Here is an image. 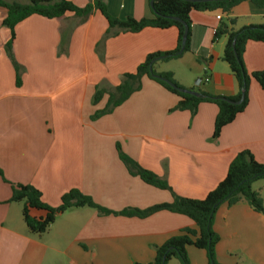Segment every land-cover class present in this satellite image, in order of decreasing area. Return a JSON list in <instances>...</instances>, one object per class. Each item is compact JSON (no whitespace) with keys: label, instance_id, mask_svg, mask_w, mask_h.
<instances>
[{"label":"crops","instance_id":"1","mask_svg":"<svg viewBox=\"0 0 264 264\" xmlns=\"http://www.w3.org/2000/svg\"><path fill=\"white\" fill-rule=\"evenodd\" d=\"M14 0H7L12 2ZM79 7L102 2L119 20L152 18L149 0H70ZM0 8V169L13 184L32 185L53 207L72 189L112 210L147 209L170 203V191L132 176L120 160L117 144L143 168L166 180L180 197L204 199L227 175L241 152L264 163V91L252 80L249 103L234 122L213 139L218 107L202 103L192 116L173 111L179 97L145 77L142 89L111 114L93 120L109 96L94 105L97 87L108 92L134 73L149 54L173 51L178 31L148 28L104 41L108 23L100 12L86 22L68 13L60 19L31 16L15 28L14 56L23 68L22 85L5 46L11 31ZM232 30L264 25V5L247 1L229 15L221 11L190 14L191 50L160 61L158 73H172L188 90L201 88L216 97H234L238 83L222 60L228 36L214 41L222 22ZM65 37L64 47L62 40ZM247 71L264 69V43L249 42L243 56ZM201 80L199 86L195 83ZM209 79L207 82L206 80ZM258 184V185H256ZM264 203V181L253 184ZM12 190L0 177V264H148L155 248L196 225L167 211L146 219L102 216L91 208H72L56 218L45 234L27 228L22 203H8ZM44 218L46 212L31 210ZM220 264H238L234 253L253 250L264 264V215L247 203L223 204L214 218ZM190 264H208L205 250L188 247ZM168 264H180L171 260Z\"/></svg>","mask_w":264,"mask_h":264},{"label":"trees","instance_id":"2","mask_svg":"<svg viewBox=\"0 0 264 264\" xmlns=\"http://www.w3.org/2000/svg\"><path fill=\"white\" fill-rule=\"evenodd\" d=\"M251 2L258 7L264 5V0H149L152 18L136 20L127 18L119 20L111 16L107 7L102 2H90L85 7H79L70 0H0V8L6 10L3 25L10 29L11 38L5 46L6 53L11 60L16 72V85H22L23 68L18 64L14 56L13 48L15 41V28L18 24L31 16L37 15L46 19H60L71 13L78 18L81 23L86 22L95 12H100L108 23V30L104 36V41L116 37L120 34H137L145 29L153 28L167 30L176 28L178 31L177 47L173 51L158 52L149 54L134 73L124 74L121 83L113 92L97 87L93 103L97 105L104 98L109 96L106 107L97 111L93 120L111 114L116 108L124 104L133 94L142 89V80L147 77L170 93L178 96L179 102L173 111H188L192 116L198 112L202 103H212L218 107V114L214 124L213 139L217 140L223 128L230 125L236 117L243 113L249 103V90L252 80H255L264 91V69L249 73L244 63V53L249 42L264 43V25H249L239 30L230 29L235 24V19L222 22L216 31L214 41L224 36H228L222 60L226 62L238 83L239 92L234 97L212 96L201 88L188 90L178 84L172 73H158L156 64L160 61L168 62L181 58L186 52L191 50V21L190 14L193 11L215 12L221 11L229 15L232 10L243 2ZM173 18H178L176 21ZM185 25L188 26L187 37L184 38ZM65 37L62 40L64 47ZM160 76L171 81L176 87L188 91H193L200 96L182 93L173 89L165 81L156 78ZM244 95V101L239 105L231 104L229 101H239ZM117 151L120 160L124 163L132 176L140 178L144 183L156 189L170 191L172 201L154 205L147 209L128 208L123 211H112L106 209L78 189H72L61 197L60 205L53 207L48 205L42 192L32 185L13 184L8 182L0 169V177L4 182L9 183L12 190L8 203L23 204V218L30 232L38 235L45 234L56 218L72 208H91L102 216H123L128 218L146 219L158 212L167 211L174 214L188 217L195 225L196 229L186 228L179 235L172 237L163 245L155 248V258L148 264H168L175 259L180 264H190L188 258V247L193 246L200 250H205L208 256V264H220L217 260L216 247L220 242V236L214 231V218L218 209L227 204L233 207L242 202L247 203L255 212L264 215V203L259 193L253 190V184L264 180V163L258 162L254 155L248 151L239 152L229 165L228 172L224 180L209 192L204 199H192L180 197L175 194L166 180L161 179L153 171L143 168L138 162L127 155L117 144ZM31 210L46 212L44 218H36L31 215Z\"/></svg>","mask_w":264,"mask_h":264},{"label":"water","instance_id":"3","mask_svg":"<svg viewBox=\"0 0 264 264\" xmlns=\"http://www.w3.org/2000/svg\"><path fill=\"white\" fill-rule=\"evenodd\" d=\"M207 1H213V0H207ZM173 19L176 20V21H180V19H178V18H173ZM188 30H189L188 26L185 25V34H184V38L187 37ZM155 77L158 78V79H161V80L165 81L167 84H169L173 89H175V90H177V91H180V92H182V93L192 94V95H195V96H200V94H198V93H196V92L188 91V90H184V89H180V88L176 87V85H174L171 81H169V80H167V79H164V78H162V77H160V76H155ZM200 83H201V80L199 79V80L196 82V85L199 86ZM243 101H244V95L242 96L241 100H239V101H229V102H230L231 104H234V105H239V104H241Z\"/></svg>","mask_w":264,"mask_h":264},{"label":"rangeland","instance_id":"4","mask_svg":"<svg viewBox=\"0 0 264 264\" xmlns=\"http://www.w3.org/2000/svg\"><path fill=\"white\" fill-rule=\"evenodd\" d=\"M195 85H196V83H195ZM195 88L197 89L198 87H195ZM261 181H264V180H261ZM256 185H258V184H256ZM234 255H235L234 258L238 261V264H255L253 250H247L246 249V255L245 256L241 252L234 253Z\"/></svg>","mask_w":264,"mask_h":264},{"label":"built area","instance_id":"5","mask_svg":"<svg viewBox=\"0 0 264 264\" xmlns=\"http://www.w3.org/2000/svg\"><path fill=\"white\" fill-rule=\"evenodd\" d=\"M207 82L209 81V79L206 80Z\"/></svg>","mask_w":264,"mask_h":264}]
</instances>
